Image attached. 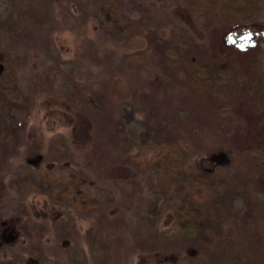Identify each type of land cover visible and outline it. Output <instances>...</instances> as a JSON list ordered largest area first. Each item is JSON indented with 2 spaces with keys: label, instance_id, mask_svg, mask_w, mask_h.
I'll list each match as a JSON object with an SVG mask.
<instances>
[{
  "label": "rangeland",
  "instance_id": "1",
  "mask_svg": "<svg viewBox=\"0 0 264 264\" xmlns=\"http://www.w3.org/2000/svg\"><path fill=\"white\" fill-rule=\"evenodd\" d=\"M39 2L0 0V264H171L183 247L222 264L207 249L223 246L264 264V38L226 43L264 30V0ZM87 91L94 112L74 105ZM160 125L182 174L145 169ZM74 187L99 211L70 208Z\"/></svg>",
  "mask_w": 264,
  "mask_h": 264
},
{
  "label": "trees",
  "instance_id": "2",
  "mask_svg": "<svg viewBox=\"0 0 264 264\" xmlns=\"http://www.w3.org/2000/svg\"><path fill=\"white\" fill-rule=\"evenodd\" d=\"M48 0H40V5L39 6V14L40 13H46L47 9H44L45 5H47ZM25 13H29V11H25ZM260 18V16H250V17H246L243 20H239L237 21V24L239 27H247L248 25H252V24H256L257 19ZM20 19L23 20V18L20 16ZM18 24V23H17ZM16 25V23H15ZM131 31L130 27H127L125 29V32L120 30L118 31V33H116V35L119 36V39L117 41V43H125L127 38H128V34ZM161 39V38H160ZM162 40V39H161ZM163 41V40H162ZM164 42V41H163ZM162 51V49L160 48V52ZM144 57V54H139V56H135V55H127L123 58L122 63H121V68L123 71L125 72H130V69L134 70V66L135 64H137V61H140L142 58ZM137 58V59H136ZM160 58L162 59L163 62L166 63L167 67L169 69H174L177 68L179 69V66L183 67V72H187L190 71L192 68V65L190 66L189 62L184 61V59H180L178 61H171L169 59H166L165 57H163L160 54ZM208 90V89H206ZM86 94H82V96H80V100L76 99L74 101V105L79 108V109H89L90 111L94 112V109H92V107H97V102L94 99V95L92 93H90L89 91L84 92ZM194 98H198V96L194 97ZM157 122V121H155ZM104 123H102L101 125H103ZM10 129V126L8 127ZM163 130L165 129L164 125H160L157 129H156V134H155V138L150 142V146H151V151L149 156H147L146 160H145V165L147 167H145L146 170H151L152 167H158L159 168H163L165 169L164 171H170L172 170L174 167L177 166V169H179L180 174L184 173L182 166H180V160L179 157L176 156L177 152H178V145H177V141H174V139L169 136V135H162L163 134ZM7 132H11L9 130H7ZM132 136L136 139L138 136L134 131H131ZM4 142H7V139H4ZM206 187H199V192L201 194H206ZM188 195H195V194H188ZM63 199L66 200L68 202V204L70 205V208H73L75 210V212L79 213V212H88L93 210L95 213L99 211V209L96 208L95 204H92L91 201H89L88 196H84V191H81L79 187H74L72 188L68 193L63 195ZM186 204L184 206V209H187L186 211H181V220H183L184 218H186V216L188 215L189 218L191 220L188 219V223H190L191 221H193L192 226L194 227L197 223L200 224L201 218L197 217L193 219V217H191V211H192V207H193V199L191 198V200L187 199L186 200ZM115 212V211H112ZM193 214V212H192ZM200 220V221H198ZM217 221V220H216ZM203 233L206 234L208 237L212 236L211 232L209 231V229L204 225L203 227ZM213 238L212 239H208L205 241V239H200V241L205 242V244L207 245H213ZM211 241V242H210ZM226 242H230L229 240H225L223 241V244H225ZM239 242V241H237ZM241 247L237 248L240 249ZM194 249H196L195 247H190V248H185L183 247L181 249V251L183 252L182 255H177V253H173L171 255V257L169 258V255H164L166 256L165 259L166 260H170L171 264H202L201 260L198 256V254L195 253V251H193ZM216 249V248H215ZM230 248L223 246L222 249H216L218 251H215L213 248H209L207 249L208 252L207 253H212L214 255V258L217 260H221L222 264H250L248 260H243L240 256H233L231 254V251L229 250ZM198 250V249H197ZM241 250L243 251V249L241 248ZM220 251V252H219ZM177 256V257H176ZM176 257V258H175ZM152 259L154 260H161L160 258H155L152 257L151 259H148V261L150 262ZM175 260V261H174Z\"/></svg>",
  "mask_w": 264,
  "mask_h": 264
},
{
  "label": "flooded vegetation",
  "instance_id": "3",
  "mask_svg": "<svg viewBox=\"0 0 264 264\" xmlns=\"http://www.w3.org/2000/svg\"><path fill=\"white\" fill-rule=\"evenodd\" d=\"M258 27H260V26H258ZM260 29H264L263 27H260ZM246 32V31H245ZM244 32V33H245ZM249 33H252V35H253V37L252 38H250V39H245V40H242V41H240L239 40V38L240 37H242V36H244V35H246V34H249ZM246 34H241L240 36L238 35V34H234V37H235V39H236V42L234 43V44H232V45H234L235 47L238 45L239 46V48H241V46H243V47H245V50H240L241 52H246V50L248 49V47L250 46V45H253V44H255V40H258L259 38H261L262 36H263V38H264V30L263 31H261V32H248V33H246ZM3 225H6L5 223L3 224ZM8 235H10V234H8ZM7 235V236H8ZM7 236H6V238H5V241H6V239H7Z\"/></svg>",
  "mask_w": 264,
  "mask_h": 264
},
{
  "label": "water",
  "instance_id": "4",
  "mask_svg": "<svg viewBox=\"0 0 264 264\" xmlns=\"http://www.w3.org/2000/svg\"><path fill=\"white\" fill-rule=\"evenodd\" d=\"M252 37H253L252 33H249V34H246V35L240 37L239 40L242 41V40H245V39H250ZM235 42H236V39H235L234 35H230L229 38L226 41L227 45L234 44ZM240 49L241 50H245V47H241ZM41 159H42V156L39 155V156H37L36 160H34V161L28 160V162L29 163H33V164H37V163H39L41 161ZM14 240H15V235L14 234H10V235L7 236L6 242L7 243H11Z\"/></svg>",
  "mask_w": 264,
  "mask_h": 264
},
{
  "label": "snow or ice",
  "instance_id": "5",
  "mask_svg": "<svg viewBox=\"0 0 264 264\" xmlns=\"http://www.w3.org/2000/svg\"><path fill=\"white\" fill-rule=\"evenodd\" d=\"M234 42V41H233ZM241 47H243V46H241Z\"/></svg>",
  "mask_w": 264,
  "mask_h": 264
}]
</instances>
